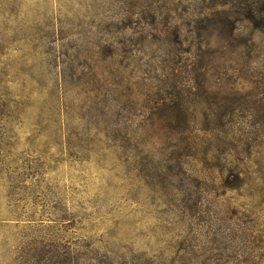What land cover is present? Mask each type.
Wrapping results in <instances>:
<instances>
[{
	"label": "rangeland",
	"instance_id": "1",
	"mask_svg": "<svg viewBox=\"0 0 264 264\" xmlns=\"http://www.w3.org/2000/svg\"><path fill=\"white\" fill-rule=\"evenodd\" d=\"M0 264H264V0H0Z\"/></svg>",
	"mask_w": 264,
	"mask_h": 264
}]
</instances>
